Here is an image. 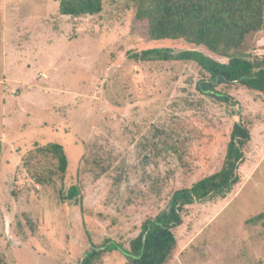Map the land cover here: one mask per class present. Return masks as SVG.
<instances>
[{"label":"rangeland","instance_id":"1","mask_svg":"<svg viewBox=\"0 0 264 264\" xmlns=\"http://www.w3.org/2000/svg\"><path fill=\"white\" fill-rule=\"evenodd\" d=\"M135 3L74 18L59 0H0V264H82L107 240L129 248L176 190L221 170L235 123L251 134L240 182L185 208L167 264H264V94L221 85L222 103L198 92L195 63L135 61L194 48L151 40ZM249 42L263 61L264 30ZM51 143L67 173L38 185L24 160L48 175L37 150ZM73 186L77 202L65 199ZM94 264L128 262L114 251Z\"/></svg>","mask_w":264,"mask_h":264},{"label":"trees","instance_id":"2","mask_svg":"<svg viewBox=\"0 0 264 264\" xmlns=\"http://www.w3.org/2000/svg\"><path fill=\"white\" fill-rule=\"evenodd\" d=\"M135 1L136 19L147 24L151 40L184 41L194 47L180 52L169 48L149 49L133 55L135 61L195 63L205 74L197 84L198 92L222 103H229L230 99L218 90L221 85L239 84L264 94V60L252 61L247 53L249 41L264 30V0ZM102 10L103 0H59V13L63 16H95ZM197 48L204 49L206 53ZM250 139L248 128L235 123L220 171L202 178L191 187L176 190L167 209L142 224L140 234L130 241L129 248L107 240L93 248L82 264H94L103 254L114 251L119 252L128 264H167L177 245L173 230L182 225L185 208L195 202L225 196L240 182L238 169L244 158V147ZM1 152L0 141V156ZM37 155L49 161L46 176L33 170L32 158L24 160V168L34 171L36 184L64 181L68 158L62 145L48 144L39 148ZM105 172L107 169L102 173ZM79 195V188L73 186L65 199H76L77 202ZM255 222L256 218L250 220L252 224Z\"/></svg>","mask_w":264,"mask_h":264},{"label":"crops","instance_id":"3","mask_svg":"<svg viewBox=\"0 0 264 264\" xmlns=\"http://www.w3.org/2000/svg\"><path fill=\"white\" fill-rule=\"evenodd\" d=\"M3 95V94H2Z\"/></svg>","mask_w":264,"mask_h":264}]
</instances>
